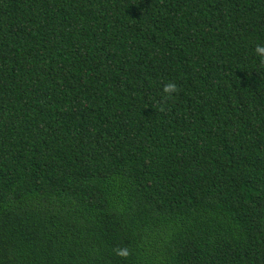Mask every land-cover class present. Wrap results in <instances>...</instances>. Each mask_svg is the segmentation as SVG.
I'll use <instances>...</instances> for the list:
<instances>
[{"label":"trees","instance_id":"trees-1","mask_svg":"<svg viewBox=\"0 0 264 264\" xmlns=\"http://www.w3.org/2000/svg\"><path fill=\"white\" fill-rule=\"evenodd\" d=\"M258 46L264 0H0V264H264Z\"/></svg>","mask_w":264,"mask_h":264},{"label":"clouds","instance_id":"clouds-1","mask_svg":"<svg viewBox=\"0 0 264 264\" xmlns=\"http://www.w3.org/2000/svg\"><path fill=\"white\" fill-rule=\"evenodd\" d=\"M256 52L260 56L264 57V46H258L257 49H256ZM175 88H176V85L175 84L169 83V84H167L165 86L164 91H165V93H170V92L174 91Z\"/></svg>","mask_w":264,"mask_h":264}]
</instances>
